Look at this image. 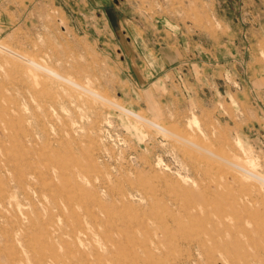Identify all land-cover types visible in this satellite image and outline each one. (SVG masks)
<instances>
[{"label":"rangeland","instance_id":"rangeland-1","mask_svg":"<svg viewBox=\"0 0 264 264\" xmlns=\"http://www.w3.org/2000/svg\"><path fill=\"white\" fill-rule=\"evenodd\" d=\"M0 264H264V0H0Z\"/></svg>","mask_w":264,"mask_h":264}]
</instances>
